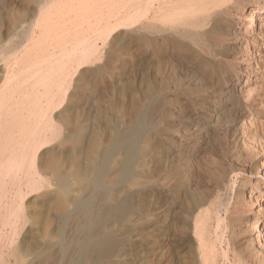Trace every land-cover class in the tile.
Wrapping results in <instances>:
<instances>
[{"label": "rangeland", "instance_id": "rangeland-1", "mask_svg": "<svg viewBox=\"0 0 264 264\" xmlns=\"http://www.w3.org/2000/svg\"><path fill=\"white\" fill-rule=\"evenodd\" d=\"M145 3L0 0V89L17 71L78 38L90 37L97 48L86 63L77 69L73 63L70 69L75 71L69 87L51 114L54 138L36 152V168L46 186L24 196L15 235L10 226L3 227L5 243L15 238L21 250L11 252L7 243L0 264H43L36 254L58 239L63 217L74 205L71 199L80 195V173L127 126L135 128L138 151L129 179L109 189L107 205L128 204L105 226L119 240L103 263L264 264V231L252 242L245 218V209L260 198L251 183L264 181V27L253 32L258 37L252 40L246 15L264 0H203L200 9L172 20L155 17L164 8L156 2L146 15L122 26ZM108 24L110 33L99 38ZM153 101L156 106L149 111ZM121 159L117 153L114 164ZM60 175L70 181L67 196L57 184ZM11 188L0 187V226L15 206ZM216 214L226 216L219 241L213 230ZM261 221L264 228V212ZM198 223H206L207 232L199 234Z\"/></svg>", "mask_w": 264, "mask_h": 264}, {"label": "bare ground", "instance_id": "bare-ground-1", "mask_svg": "<svg viewBox=\"0 0 264 264\" xmlns=\"http://www.w3.org/2000/svg\"><path fill=\"white\" fill-rule=\"evenodd\" d=\"M156 2H161L160 4H162L164 6V8L162 7L163 12H161V10L158 12H155V17L161 18L162 16H165V18H167V20H172V19H175L177 16H179L183 13L185 14L188 9H191L193 7L195 9H198V8L200 9L201 2H203V0H146V3L144 4V6H142L143 8L142 9L139 8V9H141L140 11L135 10L136 12L133 14H131L132 13L131 12L130 15H128L129 17L125 18L124 21H122L123 22L122 26L129 24V22L132 23L134 21L133 19H136V17H138L140 14L146 15L148 12H150L153 9ZM44 7H45V5H44ZM82 7H83V5H82ZM45 10L46 9H44V11ZM262 11H264V4L257 5L256 7L250 8L248 11V14L246 15V18L251 20V24L246 28V31L249 32L250 38L252 40H255L258 37L257 35H254L253 32L256 31V33H259L262 30V28L264 27V15L261 14ZM146 19H147V17H146ZM40 22H42V21H40ZM154 22H156V21H154ZM145 25H147V24H145ZM111 26L112 25L108 24L104 28H101L99 30L97 36H99V38L100 37H106V35L108 33H110L111 28H113ZM118 26H119V24H118ZM29 32H30V30H29ZM149 32H150V29H149ZM171 32H172V30H171ZM28 34H30V33H28ZM96 49L97 48L94 46V41H92V39L90 37H83L82 39L78 38V40L75 43H73L72 46L67 47V48L64 47V49H62L59 53L51 55L46 60H43V62H40V63L35 62L36 64L34 63L32 65H28V67L17 71L16 73L13 74V76L11 75L12 77L9 80L6 79L7 80L6 84L4 83L5 85H3V87L0 89V187L4 188L8 185L12 186L11 189H12L13 193L11 192L12 194L10 196L11 197V204H12V206L15 205L14 208L9 211V213L5 214V215H7L5 217L6 219L4 222H3L4 219L2 220L3 223L0 226V258L3 256V254H2L3 249H4V246L7 245V243H9L8 246H10L9 249L11 252H17L18 249L21 248V247L20 248L15 247V245H14V242H15L14 239L15 238L13 239L12 237H11L10 241L7 240V242L5 243L6 240L2 238L3 227L4 226L9 227L10 226V230H11L10 234L15 235L17 233V230H18L19 220H21V218H22V217H20V214L22 212V208L24 207L23 206L24 196L26 194H28L29 192L35 191L39 188L46 186V182L40 176V174L38 172L39 170L37 171V168H36V163H35L36 152L41 145H43L44 143H47L49 140L54 138L53 130H54L55 124H54V121L52 119L51 114H52L54 107L59 102L62 101L63 96L65 94V90H67L66 87H69L68 84H69L70 79H71V74H72L71 71L74 70L75 68L77 69L80 66V64H82L84 62L86 63L90 59V57L96 52ZM220 50H221V48H220ZM73 63H75L76 67L74 69L70 70ZM244 72H246V71H244ZM255 80H254V82H255ZM66 85H68V86H66ZM244 87H246V86H244ZM24 89H26V93L23 95L21 93ZM40 89H41V91H39ZM49 94H51V95L49 96ZM156 102L157 101H153L149 104V111H151V110L154 111V108L156 106ZM146 112L147 111H145V113ZM143 117H144V114H143ZM148 118H149V116H148ZM187 124H188V122H187ZM142 126H140V127H142ZM187 127H189V125ZM75 132H76V130H75ZM114 132H115V130H114ZM139 133H140V131H139ZM134 139H135V128H128V126H127V129H125L121 132H116L113 139L111 141H109V142H111L109 146H107L106 148L100 149V151L98 149L99 153L96 154L98 151L95 153L96 158L90 163L89 169H87L84 174L80 173V178H79L81 180L80 195H78L76 198L71 199V200H73L74 205H72V207H73L72 210H69V212L67 214H65V216L63 217V221L61 222L60 229H58L59 230L58 239L56 240V242L53 241L54 243H52V244H50L48 242L49 243L48 246L46 245V247L44 249L37 252L38 254H36V255L38 256L39 261H41L43 264H104V263H106V261L103 263V259L105 257L107 258V256L112 252L114 247L116 248V246H117L116 244L118 242L117 240H119V239H117V237L115 236L113 231L105 230V226H106L107 222H109L108 220L118 217L116 215H118L117 212L120 210L119 209L120 206L124 205V207L126 208L127 204H128V201L125 200L124 202L122 201L123 203L119 202L121 204H118V203H117V205L114 204L115 206L107 205V203H108L107 199H109V197L111 196L109 189H110V186H113V185L115 186V184H118L122 181H125V179H127V180L129 179V175L131 174V170H132L131 164L133 163V159L135 158V153H137V151H138L137 150L135 152ZM147 139H148V137H147ZM136 142H138V141H136ZM79 143H80V141H79ZM249 146H251V144ZM178 151H180V150H178ZM117 153L122 155V159L119 163L114 164L113 159ZM74 156H75V154H74ZM77 157H78V155H77ZM76 168H77V166H76ZM69 171H70V169L68 170V172ZM58 173H57V175H58ZM67 175H68V173H67ZM67 177L68 176L60 175V176H58V179H57V184L60 187L61 193L65 194L64 196H67V194L69 193V189H70V181ZM50 179H52V178H50ZM132 185H133V183H132ZM58 186H56V187H58ZM116 188H114V189H116ZM254 188L256 189L255 191H258L260 198L256 197V200L254 202H252L251 209H248V210L245 209L246 213L249 211L248 216H246L245 218L249 222V224L247 223L248 227H249V235L248 236L251 237V240L258 237V236H261L262 231H264V228H261V223H260V222H262L261 216L264 212V181L258 182V183H256V182L251 183V189H254ZM74 191H75V189H74ZM251 191H253V190H251ZM1 195H3V194H1ZM8 196H9V194H8ZM128 197H127V199H128ZM68 199H66V200H68ZM258 199L261 200V202ZM4 201H5V199H4ZM112 203H114V202H112ZM8 204H10V203H8ZM62 204H63V202H62ZM130 204H131V202H130ZM56 205H58V204L56 203ZM7 206H9V205H7ZM64 207L66 208L65 205H64ZM215 207H216V205H215ZM69 209H71V208H69ZM121 211L123 212V209ZM2 212H4V211H2ZM2 212H1V214H3ZM5 212H6V209H5ZM206 212H207V210H206ZM216 212H218V211H216ZM211 213H212V211H211ZM126 214L123 213L122 217L125 218ZM203 214H204V212H203ZM217 214H216V218H215L216 222H214V223H216L215 224L216 226H213V228H215V227L216 228L213 230L217 232L215 234V236L216 237L218 236L217 239L219 241V238L221 239V237L223 236V225L226 223V216H221V215H217ZM219 214H220V212H219ZM119 215H121V214H119ZM206 216L208 217V215H205V218H206ZM127 220H128V218H127ZM195 221H196V219H195ZM126 224H127V222H126ZM205 225H206V223L196 224L195 225L196 231L199 234L201 232H203V233L207 232L205 230V227H206ZM236 225H237V223H236ZM117 228H118V225H117ZM240 228H241V226H240ZM8 229H7V231H8ZM209 232H210V230H209ZM245 234H247V233H245ZM198 235H196L197 238H199ZM119 237H121V236H119ZM205 241H207V240H205ZM252 242H253V240H252ZM220 243H221V241H220ZM34 244H36V243H34ZM200 247L203 248L202 245ZM29 248H30V246H29ZM205 249H206V247H205ZM7 250H8V248H7ZM202 250H200V251H202ZM200 253H203V252H200ZM222 253H223V250H222ZM6 254H7V252H6ZM206 254H207V252H206ZM225 254H226V252H225ZM225 254L224 253L222 254V255H224V259H226L225 256L227 255V254L226 255ZM31 255H32V253H31ZM7 256H8V254H7ZM110 256L112 257V255H110ZM215 257H213V258H215ZM23 258H20V259H23ZM210 258H212V257H210ZM87 259H89V261H90L89 263L86 262ZM20 262H22V261H20ZM3 263H4V261H3ZM15 263L16 262H14V264ZM18 264H19V261H18ZM31 264H32V262H31ZM204 264H205V262H204ZM207 264H209V263H207Z\"/></svg>", "mask_w": 264, "mask_h": 264}]
</instances>
